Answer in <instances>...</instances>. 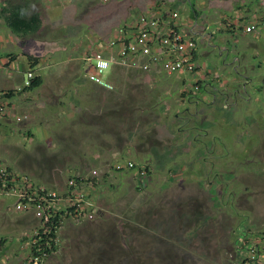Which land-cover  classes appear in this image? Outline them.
I'll return each instance as SVG.
<instances>
[{"label": "rangeland", "instance_id": "obj_1", "mask_svg": "<svg viewBox=\"0 0 264 264\" xmlns=\"http://www.w3.org/2000/svg\"><path fill=\"white\" fill-rule=\"evenodd\" d=\"M165 3L179 25H196L203 78L179 72L160 74L154 85L129 81L127 99L110 102L107 89L85 83L89 66L80 71L76 49L74 61L55 46H33L37 64H55L44 85L0 91L4 103L5 92H17L8 120V103L0 117V162L57 192L65 210L57 248L41 264H242L251 250L242 241L264 233V0H75V30L94 28L107 40ZM247 23L256 29L240 32ZM44 24L40 33L57 35ZM122 152L134 169H116L127 161L116 160ZM78 177L96 185L70 190ZM70 191L87 196L79 216L66 211L75 205ZM15 203L0 197V264H32L30 238L42 223Z\"/></svg>", "mask_w": 264, "mask_h": 264}, {"label": "built area", "instance_id": "obj_2", "mask_svg": "<svg viewBox=\"0 0 264 264\" xmlns=\"http://www.w3.org/2000/svg\"><path fill=\"white\" fill-rule=\"evenodd\" d=\"M177 17L178 12L175 11L157 17L140 14L129 26L116 30L113 38L102 50L92 51L88 79L107 90H114L115 86L107 79L106 74L115 63L141 72L153 70L156 73L180 72L199 76L202 69L197 65V43L194 37L185 35L175 23ZM255 29L254 25L249 24L245 27V32L252 33ZM32 78V72H27L25 87L31 85ZM0 111L1 117L4 113L1 106ZM132 167L133 163L126 161L118 164L116 169ZM69 187L75 189V183L70 181ZM3 195L16 198V211L33 210L42 227L61 210L58 208L61 197L57 192L35 185L28 178L16 177L11 168L0 162V197ZM71 195L75 196V193L71 192ZM85 196L81 193L76 195L80 201H83ZM255 241L254 247L248 252L249 257L253 264H264V254L258 253V243Z\"/></svg>", "mask_w": 264, "mask_h": 264}, {"label": "crops", "instance_id": "obj_3", "mask_svg": "<svg viewBox=\"0 0 264 264\" xmlns=\"http://www.w3.org/2000/svg\"><path fill=\"white\" fill-rule=\"evenodd\" d=\"M74 1L75 0H0V5H3V6L4 5L5 6H14V4L15 5L21 4L24 6V10L28 13H34V12L39 13L40 12V13H42V15H46V16L49 15L50 16L49 18H47L46 20L44 19L45 21L43 20L42 30L45 29L44 23H47V26H48V24H51L52 26H54V29L56 28V33H57V35H54L53 38H50V39L48 36L44 35V34H46V32L43 34V33H40V31L36 33L39 36H37L36 34H32V35H29V36L22 38V37H19V36L13 34L5 26L3 20L0 19V63H1L0 64V67H1V69H0V86L2 87V88H0L1 89L0 91H2V90L4 91V90H8V89H15V88H17V86L23 84V81L25 79V75L28 72L29 67H28L27 59L22 54L25 53V54H29V55L34 56L31 53V49L33 48V46L42 48V50H44V51H45V49L49 50L48 47H54L55 46L57 48V50L60 49L61 54H63V53L66 54L67 52H69L70 53L69 58L74 59V61H75V49H76L78 60L80 62L84 63V64H81L80 71H82V69H83L82 66L85 67V65L88 64V66H89L88 74H89V72L91 70L90 69L91 54L89 55V53L86 52V49L88 48V42L92 41V38L94 40L101 38V36H99V35H100V32H102V31H98V30L92 28L89 30V32H85V35H84V34H82L83 31L81 29L79 31L75 30V4H74ZM166 4L167 3H165V5H160V6L152 5L147 9V11L150 10L149 11L150 16H156V17L160 16L161 14H166V12H173L172 10H168V11L165 10V8L167 7ZM69 8H71V11H73V13L71 16L69 15V17H68V16H66L67 14H65V9H69ZM124 8L126 11L127 6L124 7V6H122L121 3H119L118 12H120ZM77 19L79 20V18H77ZM71 22L73 23V26L70 27ZM175 23L178 24V26L182 29V31L184 32L185 35L191 36V37L194 36L197 38L198 34H197V32H195V26L196 25L195 26H191L188 24L179 25L178 22H175ZM239 23H240V20H239ZM79 33H80V37H82L83 39H81L80 42H77L76 46H75V36H77V34H79ZM106 34H107V32H106ZM234 35H236L235 30H234ZM203 36L204 37L207 36L206 39H208V40L210 38V36L208 34L202 35V37ZM86 57L89 59H86ZM48 59L51 61L53 59V56L48 55ZM41 61H43V60L41 59ZM42 65L43 64H38V66L36 67V74L42 77V79H43L42 84L44 85V79H45L44 76L47 75V73H49L51 71V69H54L55 64L51 63L48 65H44L43 67H42ZM49 67H51V69L49 71H47V68H49ZM207 71H208V69H207ZM207 73L208 72H205V74L200 73V75H199L200 78L204 77ZM160 74H162V72L156 73L153 70L151 72H141L135 68L123 67L122 65L115 63L111 66V69L108 71V74H107L108 76H106L107 79L115 86V88H114V90H107L108 92L106 94V97H107L108 101H110V102L115 101L116 99H119V101L126 100L127 95H126V90L124 87H125L127 82H129V81H134V82L143 81L144 83L146 82L149 85H154L155 83H157L158 77ZM83 76H85V83H88L89 86H91V84H93L95 87L96 86L99 87V85L92 83L88 79V77H86L85 74ZM1 79H2V81H4L3 83H1ZM78 83H81L80 79H79ZM72 84H75V77L72 79ZM75 86H76V84H75ZM4 102H5L4 99H1V97H0V106L4 107V104L5 105H6V103L10 104V107L8 108V112H6L5 115L3 114V116H5L4 119L8 120L7 118H8L10 109L12 110L13 108L14 109L16 108L15 98L7 100L6 103H4ZM113 105L116 106L117 101ZM4 111H5V109H4ZM114 111H116L115 107L110 109L111 113H113ZM118 111H120L119 114H121V112H125V114H123L122 116H128L126 108H124L122 110L119 108ZM130 132H133V131H129V137L131 136ZM116 160L117 161H120V160L131 161L128 158L127 153H125V152L120 153V155L118 156V158H116Z\"/></svg>", "mask_w": 264, "mask_h": 264}, {"label": "trees", "instance_id": "obj_4", "mask_svg": "<svg viewBox=\"0 0 264 264\" xmlns=\"http://www.w3.org/2000/svg\"><path fill=\"white\" fill-rule=\"evenodd\" d=\"M0 19L3 20L5 26L15 35L19 37H26L32 34H36L37 32L40 31L42 27V18L40 17L38 12L34 13H28L24 10V6L19 4L14 6H3L0 5ZM135 19V18H134ZM244 20H240V23H242ZM131 24V23H130ZM129 23H125L122 25H119L117 29L119 28H126L127 26L130 25ZM248 24V23H247ZM246 24V25H247ZM249 25V24H248ZM116 29V30H117ZM245 31V26L240 27V32ZM112 37L108 38L107 40H102V37L97 40H93L91 47H93V50H102L104 46L109 42ZM90 53V52H89ZM28 62V72H35L37 63L39 62V58L29 55V54H22ZM43 79L41 76L37 75L34 73L33 78L30 81L29 86L25 87L23 89V92L28 91L32 92L35 89L39 88L43 84ZM16 91H7L4 93V97L7 98L8 100L12 99L16 95ZM8 107H10V104H8ZM1 108L5 109L4 107L1 106ZM1 127V125H0ZM135 167L129 168V170L134 169ZM118 170V171H122ZM140 172L144 173L146 177L148 178L150 176V170L149 167L145 166L144 170L140 169ZM145 177V179H147ZM75 181V185H80V184H87L89 185H96V178H84V177H78V178H73ZM72 188H70L71 190ZM70 195L71 199L75 202L74 206H71L67 208V212H70L74 216H79L78 210L80 209L79 206L83 204L82 201H80L76 196L71 195V191L67 193ZM65 195V194H64ZM85 196V199L86 200ZM65 210H60L57 213V216L52 218L48 223H46V226L44 228H38L36 229L35 232L36 234L31 235V244H30V249H31V263L32 264H41V261L43 257H46L49 255L51 252L55 251L57 248V237H58V232L61 227V222L64 217ZM247 233L243 232L241 234L242 236H245ZM250 237H254L253 239H250ZM248 240H256L255 243H258V247L256 248L258 250V253H263L264 254V247H263V242H264V233H258L256 235H248L247 237ZM247 239L245 238V241H242L243 245V251L244 250H249L253 248V244L250 241L248 242ZM0 246L1 248L3 247V240L0 241ZM242 254V253H241ZM38 261V262H36ZM242 264H253L252 260L250 259L249 256L244 257V259L241 262Z\"/></svg>", "mask_w": 264, "mask_h": 264}, {"label": "flooded vegetation", "instance_id": "obj_5", "mask_svg": "<svg viewBox=\"0 0 264 264\" xmlns=\"http://www.w3.org/2000/svg\"><path fill=\"white\" fill-rule=\"evenodd\" d=\"M202 78H203V77H202ZM207 84H208V82H207ZM195 97H198V95L196 94ZM185 110H186V109H185ZM180 118H184V119H185L186 117H180ZM186 119H187V118H186Z\"/></svg>", "mask_w": 264, "mask_h": 264}]
</instances>
